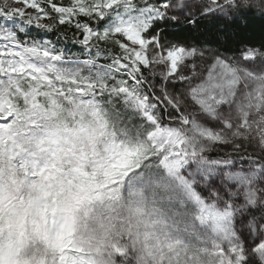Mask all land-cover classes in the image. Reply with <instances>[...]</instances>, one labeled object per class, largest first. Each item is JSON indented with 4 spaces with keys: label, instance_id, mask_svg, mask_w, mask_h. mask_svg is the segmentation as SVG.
<instances>
[{
    "label": "snow or ice",
    "instance_id": "obj_1",
    "mask_svg": "<svg viewBox=\"0 0 264 264\" xmlns=\"http://www.w3.org/2000/svg\"><path fill=\"white\" fill-rule=\"evenodd\" d=\"M0 264H264V0H3Z\"/></svg>",
    "mask_w": 264,
    "mask_h": 264
},
{
    "label": "trees",
    "instance_id": "obj_2",
    "mask_svg": "<svg viewBox=\"0 0 264 264\" xmlns=\"http://www.w3.org/2000/svg\"><path fill=\"white\" fill-rule=\"evenodd\" d=\"M256 24H257V26H258V25H259V22L257 21ZM51 38H52V39H55V37H51ZM66 47H67L69 50L73 51V52L77 51L76 46L72 45L71 43H68V44L66 45Z\"/></svg>",
    "mask_w": 264,
    "mask_h": 264
},
{
    "label": "rangeland",
    "instance_id": "obj_3",
    "mask_svg": "<svg viewBox=\"0 0 264 264\" xmlns=\"http://www.w3.org/2000/svg\"><path fill=\"white\" fill-rule=\"evenodd\" d=\"M3 2V0H0V3H2ZM9 2H11V0H9ZM14 6H20V5H14Z\"/></svg>",
    "mask_w": 264,
    "mask_h": 264
}]
</instances>
